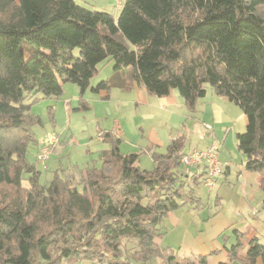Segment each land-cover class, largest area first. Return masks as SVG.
Segmentation results:
<instances>
[{"label":"trees","instance_id":"trees-1","mask_svg":"<svg viewBox=\"0 0 264 264\" xmlns=\"http://www.w3.org/2000/svg\"><path fill=\"white\" fill-rule=\"evenodd\" d=\"M107 59L111 77L90 88ZM67 83L80 95L135 83L156 97L175 90L189 111L210 87L246 116L237 149L247 170L262 173L264 194V0H124L115 17L76 0H0V187L12 192L0 199V264H209L153 242L168 213L201 204L202 175L184 180L178 170L183 138L151 153L146 170L140 154L120 153L116 131L106 132L101 166L85 170L81 190L62 172L40 184L28 161L39 122L29 102L58 98ZM127 241H135L132 249ZM248 245L242 258H235L239 246L230 249V259H264L262 245Z\"/></svg>","mask_w":264,"mask_h":264},{"label":"crops","instance_id":"crops-1","mask_svg":"<svg viewBox=\"0 0 264 264\" xmlns=\"http://www.w3.org/2000/svg\"><path fill=\"white\" fill-rule=\"evenodd\" d=\"M115 90L97 94L109 96V99L113 96L116 102L124 101L122 112H138L139 124L149 126L147 129L140 126L143 136L140 150L149 158L153 152L164 154L171 141L183 138L184 155L217 144L218 158L223 167L213 196H208L203 202L196 193L201 204L188 203L168 213L159 226L162 235L154 239V244L180 259L192 255L206 257L209 264H242L230 259L229 251L239 246L235 258H242L251 240L264 247V194L260 188L263 175L247 170L246 158L237 149L236 137L243 134L247 126L246 116L239 107L216 95L208 86L205 96L196 102L193 111L187 109L175 90L165 97L147 95L143 86L137 83L130 90L122 91L125 96ZM131 93L136 94L135 100ZM120 134L121 131L117 130V137L123 140ZM194 138L198 144L203 142L199 145L202 148L187 146ZM203 139H207L206 142ZM181 173L184 180H189L193 175L201 176L202 170L185 169ZM158 262V259H153L150 264ZM254 264H264V259L258 257Z\"/></svg>","mask_w":264,"mask_h":264},{"label":"rangeland","instance_id":"rangeland-1","mask_svg":"<svg viewBox=\"0 0 264 264\" xmlns=\"http://www.w3.org/2000/svg\"><path fill=\"white\" fill-rule=\"evenodd\" d=\"M76 2L88 9L105 12L115 17L124 0H76ZM23 46L25 54L28 55L32 46L25 43ZM112 67L113 62L110 59L100 63L96 68L98 70L96 75L90 80V88L105 80L112 73ZM90 88L80 95L76 85L67 83L63 86L60 97L29 102L31 114L38 117L39 122L31 126L33 139L37 145L34 144L29 148L28 161L35 165L36 170L40 173V184L45 187L48 186L54 173L62 172L66 176H72V184L77 190H81V179L85 170L91 167L99 169L101 166L100 154L108 149V145L102 142L99 137L106 132L120 130L121 138L124 140L119 146L120 153L123 155L140 154L139 162L142 169H151L153 166L149 156L140 150L143 137L140 126L144 129L149 126L139 124L138 112H122L124 101L116 102L113 96L111 99L109 96L100 97L98 94L92 93ZM114 92L122 96L126 95L122 91L115 90ZM131 95L135 100L136 94L131 93ZM178 122L181 123L182 120ZM200 134L203 135L201 130ZM52 140L55 142L50 143ZM206 140L203 139L205 142ZM202 144L203 142L198 144L197 139L194 138L187 146L193 145V147L202 148L199 146ZM43 145H50V156L44 163H39L36 156L39 152L38 149ZM185 169L188 168L180 166L178 170L183 172ZM25 177V175L22 176L23 179ZM22 185L24 186L22 188L28 189L26 181H23ZM195 191L203 202L207 200L208 196L212 197L215 192H208L201 183L198 184ZM10 197H12V192L8 188L0 187V199L8 201ZM134 242L127 241L125 250L132 249ZM81 263L97 264L88 261Z\"/></svg>","mask_w":264,"mask_h":264},{"label":"built area","instance_id":"built-area-1","mask_svg":"<svg viewBox=\"0 0 264 264\" xmlns=\"http://www.w3.org/2000/svg\"><path fill=\"white\" fill-rule=\"evenodd\" d=\"M52 140L50 143H54ZM50 145H43L37 153L36 160L44 163L49 159ZM180 165L188 169L202 170L201 185L211 192L215 188L218 178L222 175V165L217 154V144L205 150H193L180 159Z\"/></svg>","mask_w":264,"mask_h":264}]
</instances>
